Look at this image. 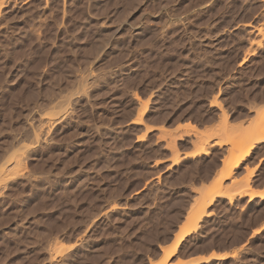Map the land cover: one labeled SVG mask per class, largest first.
I'll use <instances>...</instances> for the list:
<instances>
[{"label":"rangeland","instance_id":"rangeland-1","mask_svg":"<svg viewBox=\"0 0 264 264\" xmlns=\"http://www.w3.org/2000/svg\"><path fill=\"white\" fill-rule=\"evenodd\" d=\"M0 2V264L162 261L264 124V0ZM233 175L170 264H264V142Z\"/></svg>","mask_w":264,"mask_h":264},{"label":"bare ground","instance_id":"bare-ground-1","mask_svg":"<svg viewBox=\"0 0 264 264\" xmlns=\"http://www.w3.org/2000/svg\"><path fill=\"white\" fill-rule=\"evenodd\" d=\"M0 3L2 4V2H0ZM257 114L259 115L258 118L260 119V120L259 119H257V120H259L260 122H263L264 121V113L262 112L261 114H259L257 112ZM137 119H139V118H137ZM260 125H261V123H260ZM260 125L257 128H255L254 130L252 129L253 132L252 131L251 132L253 134L251 136H243L244 138L240 137V139L236 142L237 143L236 147L238 146L237 149L240 151V153L237 156H235V158H233V160L228 162L229 164L227 165V168H226L224 175L218 180V182L215 186L216 190L213 189L214 190L213 192L205 193L203 195H200V196L194 198V201L191 203V206H190L191 214L188 213L186 215L184 223L179 227V231L176 235V238H175L174 242L172 243L173 245L171 244V246L169 245L167 247H163L164 256L161 259L162 261L151 262L150 264H170L169 260H170L171 256L173 254H175L176 251L178 250V245H179L181 239H183L184 236L189 234L192 230L196 229L198 222L202 219L203 215L207 212V207L212 203L215 196L220 195V193L222 191L224 179L234 176L233 172H234L235 168H237L243 162V160H245V158L247 156H249V154H250L251 150L254 148V146L257 143L264 142V124L261 126ZM40 130H41V128H40ZM200 141H202V140H200ZM200 143H201V145L199 147H197V145H196L195 147H197V148L194 149L190 155L196 156V155H200L203 153L206 154L209 152V148L205 145V143L204 142H200ZM214 144H216V143L214 142ZM219 144L221 145V143H219ZM212 145H213V143H212ZM230 180H232V179H230ZM232 182H233V184H232ZM232 182H231V184L233 185V188L235 189L234 190L235 193H233V194H236V191H237V193L240 192L239 194H243V190L241 188H244V186H239L241 184L239 179H238V181H235V179H234V181L232 180ZM239 182H240V184H239ZM232 185H231V187H232ZM239 188L242 191L238 192V190H240ZM244 194H246V193H244ZM263 195H264V190H260V189H252L251 192H249V198H253L255 196H263ZM228 253L229 252L215 254L214 252H212V255H210L208 257L207 256L201 257L198 259H200V260L202 258L203 259H209L210 257L211 258L212 257L224 258L228 255ZM198 259H194V260H198Z\"/></svg>","mask_w":264,"mask_h":264}]
</instances>
